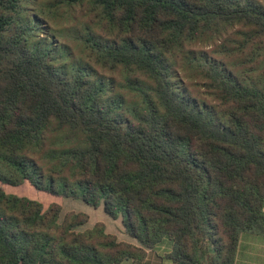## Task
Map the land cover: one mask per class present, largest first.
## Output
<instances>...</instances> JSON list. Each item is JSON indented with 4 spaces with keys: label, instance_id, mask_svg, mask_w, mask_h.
Masks as SVG:
<instances>
[{
    "label": "trees",
    "instance_id": "obj_1",
    "mask_svg": "<svg viewBox=\"0 0 264 264\" xmlns=\"http://www.w3.org/2000/svg\"><path fill=\"white\" fill-rule=\"evenodd\" d=\"M25 183L137 245L0 187V264H236L264 237V0H0V184Z\"/></svg>",
    "mask_w": 264,
    "mask_h": 264
},
{
    "label": "rangeland",
    "instance_id": "obj_2",
    "mask_svg": "<svg viewBox=\"0 0 264 264\" xmlns=\"http://www.w3.org/2000/svg\"><path fill=\"white\" fill-rule=\"evenodd\" d=\"M0 187H2L7 193H12L37 200L44 205V208L46 210H48L54 204L59 205L62 209V219L71 212L86 213L89 216V223L85 227L81 228V230L85 228H92L95 224L101 222L106 225L107 231L109 233L116 235L121 241H126L127 239L137 243L135 239L131 238L125 233L122 219H111L108 215L105 214L102 206L99 208H93L91 206H88L81 200L54 197L45 192L36 190L29 183H25L19 187L3 186L0 184Z\"/></svg>",
    "mask_w": 264,
    "mask_h": 264
},
{
    "label": "crops",
    "instance_id": "obj_3",
    "mask_svg": "<svg viewBox=\"0 0 264 264\" xmlns=\"http://www.w3.org/2000/svg\"><path fill=\"white\" fill-rule=\"evenodd\" d=\"M125 241V240H123ZM126 242L137 245V243L127 240ZM160 255H163L159 251ZM150 261V262H149ZM137 263L135 261H125L122 264H155L154 256L151 260ZM159 264H171L168 260H163ZM236 264H264V237L256 235H243L238 249Z\"/></svg>",
    "mask_w": 264,
    "mask_h": 264
}]
</instances>
